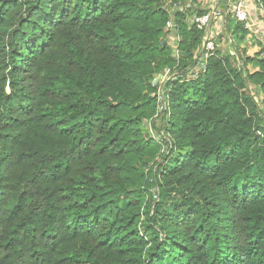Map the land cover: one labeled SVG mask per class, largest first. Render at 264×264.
<instances>
[{
	"label": "trees",
	"instance_id": "trees-1",
	"mask_svg": "<svg viewBox=\"0 0 264 264\" xmlns=\"http://www.w3.org/2000/svg\"><path fill=\"white\" fill-rule=\"evenodd\" d=\"M183 10L157 128L161 0H0V264H264V58L195 57Z\"/></svg>",
	"mask_w": 264,
	"mask_h": 264
},
{
	"label": "rangeland",
	"instance_id": "rangeland-1",
	"mask_svg": "<svg viewBox=\"0 0 264 264\" xmlns=\"http://www.w3.org/2000/svg\"><path fill=\"white\" fill-rule=\"evenodd\" d=\"M200 3H203L202 0H184L183 2H178L174 0H161V8L166 11L167 19L165 22V25L163 26V32H164V39H166L169 42V45L172 48V57L174 60V64L171 68L165 67L161 71L153 72L152 73V79L150 80L153 85H156V112H155V125L160 126V120L162 116L164 117V110L167 108V100L166 95L167 91L169 89L168 81H171L172 78H176L175 80H179L180 75H175L177 73V68L180 65L181 61L185 59L184 51L182 52L180 48H178V43L180 41V37L176 32V22L177 19L174 15L176 9L180 10L183 8L184 10V24L187 27H192L190 22V17L193 13H195L196 9H201L204 6ZM223 5V2L221 3ZM231 20L234 21V19L229 16ZM171 23L172 26L168 25V23ZM226 25V22H225ZM231 30L233 31V25ZM256 33L249 32L247 34L238 33L237 30L235 34L229 35L226 32V29L224 33L222 34V39H219L217 42V52L220 53L219 56H225L228 59V62L233 67H238V62L236 61V55L235 52L240 55L242 58V70L245 72H252L255 71L257 68L252 64L250 61L245 62L246 58H264V37H258L255 35ZM237 37H242L243 41L239 42L237 40ZM203 48V42L199 44L198 48H194L192 52L194 53L195 57L200 54ZM216 52V53H217ZM198 71L197 67L190 68L189 72L185 76L187 79L194 78L196 73ZM258 87L255 88L254 85L249 86L250 92H255V99L257 102L261 105V107L264 110V106L261 103V99L263 96V93L260 91L258 92ZM142 128L143 132H147V134L151 137H153L157 141H161L160 135L155 131L153 126L151 125L149 120H144L142 122ZM163 143V142H162ZM162 150L166 149V145L163 144ZM161 157L159 155H155L152 159V161H159ZM152 162L148 163V166H151ZM151 192L156 191V187L151 186L150 187Z\"/></svg>",
	"mask_w": 264,
	"mask_h": 264
},
{
	"label": "built area",
	"instance_id": "built-area-1",
	"mask_svg": "<svg viewBox=\"0 0 264 264\" xmlns=\"http://www.w3.org/2000/svg\"><path fill=\"white\" fill-rule=\"evenodd\" d=\"M222 2L223 5H221ZM201 9H205V12L202 14L195 12L190 17V22L195 28L204 31L203 55L200 58L202 60L215 54L217 42L222 39L226 29L227 16H231L234 22L239 23L249 32L256 33V36L264 37L262 0H209L207 6ZM168 25L172 26L170 22ZM256 133L260 137L264 136L261 130H257Z\"/></svg>",
	"mask_w": 264,
	"mask_h": 264
},
{
	"label": "crops",
	"instance_id": "crops-1",
	"mask_svg": "<svg viewBox=\"0 0 264 264\" xmlns=\"http://www.w3.org/2000/svg\"><path fill=\"white\" fill-rule=\"evenodd\" d=\"M202 1H203V3H200L199 5L202 4L204 7L207 6V3L209 2V0H202ZM204 7H203V8H204Z\"/></svg>",
	"mask_w": 264,
	"mask_h": 264
}]
</instances>
